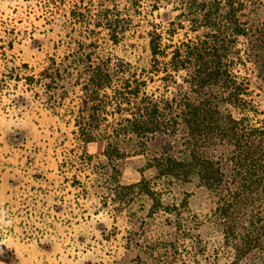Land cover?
Returning a JSON list of instances; mask_svg holds the SVG:
<instances>
[{
    "label": "rangeland",
    "instance_id": "rangeland-1",
    "mask_svg": "<svg viewBox=\"0 0 264 264\" xmlns=\"http://www.w3.org/2000/svg\"><path fill=\"white\" fill-rule=\"evenodd\" d=\"M76 1L0 0V264H262V250L233 261L216 213L221 190L198 177L160 178L150 167L154 154L181 150L183 134L155 136L119 164V175L104 154L106 140H83L87 74L80 53L90 50L91 38L71 13ZM245 1L240 17L251 32L239 37L243 72L264 117V0ZM179 2L164 0L159 9L146 3L138 28L121 43L102 29L99 50L148 65L147 31L156 22H180ZM179 26L178 37L195 36L189 21ZM186 75L169 83L157 76L149 87L192 94ZM144 173L160 190L163 209L149 194L116 185Z\"/></svg>",
    "mask_w": 264,
    "mask_h": 264
},
{
    "label": "trees",
    "instance_id": "trees-1",
    "mask_svg": "<svg viewBox=\"0 0 264 264\" xmlns=\"http://www.w3.org/2000/svg\"><path fill=\"white\" fill-rule=\"evenodd\" d=\"M87 1L98 8L93 11ZM164 0H77L71 13L87 28L91 41L80 53L86 70L82 86L83 109L80 133L85 142L106 140L105 156L120 174L131 152L147 148L159 134H183L178 152L165 150L150 158L156 175L169 180L190 181L198 177L210 188L222 191L216 213L223 224L233 261L239 263L256 250L264 264V117L256 105L249 74L243 72L247 58L239 37L250 34L241 13L245 0H180L181 21L168 28L153 23L147 31L148 65L99 50L98 34L121 43L138 28L136 21L146 5L159 9ZM189 21L195 36L178 37L179 25ZM94 24V27H91ZM86 43V42H84ZM185 80L192 95L158 94L150 82ZM238 110V111H237ZM136 146L138 148H136ZM228 165L232 166L231 172ZM145 173L141 180L116 185L149 194L163 209L160 190Z\"/></svg>",
    "mask_w": 264,
    "mask_h": 264
}]
</instances>
